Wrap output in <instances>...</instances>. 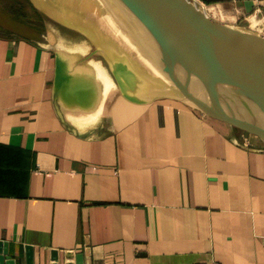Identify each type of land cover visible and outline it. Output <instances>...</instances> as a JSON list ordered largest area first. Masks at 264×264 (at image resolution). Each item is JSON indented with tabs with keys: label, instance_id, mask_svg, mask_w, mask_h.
I'll return each mask as SVG.
<instances>
[{
	"label": "crops",
	"instance_id": "crops-1",
	"mask_svg": "<svg viewBox=\"0 0 264 264\" xmlns=\"http://www.w3.org/2000/svg\"><path fill=\"white\" fill-rule=\"evenodd\" d=\"M196 1L264 14V0ZM88 66L71 74L83 100H69L53 48L0 34L2 252L21 264H264V141L175 97L107 92Z\"/></svg>",
	"mask_w": 264,
	"mask_h": 264
},
{
	"label": "water",
	"instance_id": "water-1",
	"mask_svg": "<svg viewBox=\"0 0 264 264\" xmlns=\"http://www.w3.org/2000/svg\"><path fill=\"white\" fill-rule=\"evenodd\" d=\"M31 1L38 5L37 0ZM118 1L147 36L155 54L153 65L134 58L127 34L135 23L126 15L115 34L105 21L96 36L77 1L65 0L78 14V21L66 23L95 43L127 99L175 97L264 141V34L214 18L192 0ZM56 54L57 93L82 101L86 86L71 75L78 69L70 68ZM180 69L187 75L181 76ZM4 252L7 255L0 256V264H21L7 249Z\"/></svg>",
	"mask_w": 264,
	"mask_h": 264
},
{
	"label": "rangeland",
	"instance_id": "rangeland-1",
	"mask_svg": "<svg viewBox=\"0 0 264 264\" xmlns=\"http://www.w3.org/2000/svg\"><path fill=\"white\" fill-rule=\"evenodd\" d=\"M192 1L198 2L196 0ZM36 3L40 6L33 3L34 8L28 0H0V34L30 36L41 40L53 48V51L58 53V56L70 68L82 69L87 67L88 69L94 48L91 43V45H88L90 38L85 32L74 25L66 23L74 20L72 11H70L72 6L67 4L65 0H37ZM198 4L208 14L219 20L236 23L240 26H246L247 29L264 33V14L258 6L253 11L241 12L232 4L225 5L210 2H198ZM41 6L44 7V10ZM130 19L135 23L132 27L137 30L139 41L145 44L142 28L132 15ZM253 21H256V23L254 24ZM251 22L252 24H250ZM68 26L74 27L85 36L73 31ZM93 57L97 58L99 56L96 54ZM87 58L90 59L86 60ZM102 63L104 64V62Z\"/></svg>",
	"mask_w": 264,
	"mask_h": 264
},
{
	"label": "bare ground",
	"instance_id": "bare-ground-1",
	"mask_svg": "<svg viewBox=\"0 0 264 264\" xmlns=\"http://www.w3.org/2000/svg\"><path fill=\"white\" fill-rule=\"evenodd\" d=\"M71 2L78 1L77 4L78 7L82 10L83 15L85 16V20H87L88 23H90V32H92L94 35L98 36L101 27L103 26L105 21L110 22L112 25V28L114 27V34L118 31L117 26L123 25V21L125 20V17L130 18V12L125 9L118 0H70ZM202 8V7H201ZM72 15L74 17L75 21H78V14L75 9V6L71 8ZM203 9V8H202ZM123 10V11H121ZM205 10V9H203ZM207 12V11H206ZM122 15H126L125 17H122ZM210 15V14H209ZM211 16V15H210ZM213 17V16H212ZM122 18V20H121ZM215 18V17H214ZM252 20V19H251ZM254 24L256 21H253ZM252 24V22L250 23ZM73 29L75 32L81 33L79 30L75 29L74 27L68 26ZM258 30V29H257ZM143 31V30H142ZM128 33V32H127ZM143 34L145 36V44L139 41L138 39V32L132 27V30L127 34L130 38V49L132 53H135L136 57L139 61L143 63L152 64L155 62L154 60V53L153 48L149 44V41L147 39V36L145 35L144 31ZM264 34V33H263ZM81 35L85 36L83 33ZM89 39V38H88ZM88 41V40H87ZM93 46V55H98L99 57L95 58L92 57L91 64L95 68L96 72L98 73L100 79L103 82V88L105 87V90L110 92L114 86H116L117 83L112 79L114 77L113 73L110 70L109 63L105 59V57L101 54V52L96 50L95 44L89 39L88 45ZM96 50V51H95ZM154 54V55H153ZM104 62V64L102 63ZM134 64H136L134 62ZM153 65V64H152ZM110 71V72H109ZM112 74V76L110 75ZM181 76H186L187 73L180 69ZM196 78L197 76H193ZM97 78V76H96ZM118 86V85H117ZM102 88V89H103Z\"/></svg>",
	"mask_w": 264,
	"mask_h": 264
},
{
	"label": "trees",
	"instance_id": "trees-1",
	"mask_svg": "<svg viewBox=\"0 0 264 264\" xmlns=\"http://www.w3.org/2000/svg\"><path fill=\"white\" fill-rule=\"evenodd\" d=\"M28 2L31 4V5H33V2H31V0H28ZM33 7H34V5H33ZM35 8V7H34Z\"/></svg>",
	"mask_w": 264,
	"mask_h": 264
}]
</instances>
